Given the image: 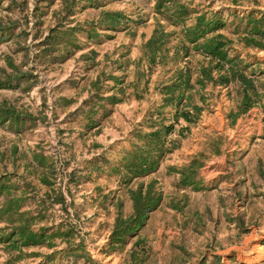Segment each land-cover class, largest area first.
<instances>
[{"label": "rangeland", "instance_id": "obj_1", "mask_svg": "<svg viewBox=\"0 0 264 264\" xmlns=\"http://www.w3.org/2000/svg\"><path fill=\"white\" fill-rule=\"evenodd\" d=\"M156 1L0 0V234L16 217L70 233L0 237V264H264V36L247 35L245 21L264 17V0H175L190 11L185 22ZM201 12L254 84L245 103L238 77L195 82L203 51L173 54ZM155 28L167 49L149 63ZM187 65L186 100L199 110L175 120L162 85ZM169 123L156 168L132 176L126 153ZM137 189L156 203L112 245Z\"/></svg>", "mask_w": 264, "mask_h": 264}, {"label": "trees", "instance_id": "obj_2", "mask_svg": "<svg viewBox=\"0 0 264 264\" xmlns=\"http://www.w3.org/2000/svg\"><path fill=\"white\" fill-rule=\"evenodd\" d=\"M164 1L165 0H157L156 6H163L167 9L169 4L172 5V8H170L171 11L169 9V12H175L176 16H178V20L185 22L184 19L188 17V13L190 12L186 4L177 3L174 5V3H176L175 0H166V3H164ZM118 16V11H111L109 13V20L111 21ZM213 21L214 20L212 18H206L204 12L196 14L194 18H191L190 24L187 26H182V36L179 39L173 54L176 55L178 51H180L181 56H186L187 50L189 48L203 51L208 56L207 63L213 60L214 64H201L195 82L202 84L203 80L211 79L213 81L216 80L218 82L225 83L229 80H232L233 78L238 77L240 85H248V89H250L249 93L247 87H245L244 94L241 98L242 103H245L248 97L254 93V84L250 79L246 78L245 74H243L241 70L243 66H237L238 59L234 56L228 55L226 42L230 40L225 38L224 34L221 32H215L213 34L207 35L208 32L216 28V26H213L215 24ZM245 21L246 23L249 22L251 24L248 27L249 32H247V35H251L250 37L264 36V27L261 28V26H264V17H253L251 13H248ZM163 34L164 31L155 28L150 36L145 40L143 45L145 48L144 53L147 55L149 63H157L161 60V58H163L164 52H166L167 48L165 46H162L161 48L159 43ZM162 50L163 52H161ZM180 67H175L172 70L171 76L169 77L170 81L162 85V100L163 103H169L171 105V114L173 119L176 120L180 116L185 121H191L193 120L195 112L199 110V107L196 104L186 100L188 98V94L185 93V90L190 87V70L188 65L185 66L184 71H182ZM220 69H222V71H220ZM212 70H215L216 73L220 71V73L214 77L211 74ZM112 97L114 96L107 95V98L111 99ZM238 112L239 108L232 116L236 115ZM171 126V123L162 124L144 132L143 142L136 144L131 151L126 153V158L123 165L128 169L129 173L131 172L132 176L144 175L156 168L159 158L167 148L166 143L168 141L165 140L164 136L166 134V130ZM145 138L146 140H144ZM5 186V184L0 183V188ZM130 197L132 199L133 214L127 218L120 216L116 218L113 231L109 239L110 243L113 241L112 245L126 232H130V230L133 228H138L143 223L147 211L151 210L156 203L154 195H147L144 196V198H141L140 189H137V192H130ZM156 199L158 200V197H156ZM9 201H11V198L7 199V202ZM14 207L15 206L9 202L4 207V209L6 211H10L14 209ZM27 218L16 217L15 220L12 218H7L8 224L5 226L7 228L10 226V228L4 234H0V237L6 241L10 240L11 243H18L20 241L24 244H31L42 242L43 237L49 238L57 233H62V236H68L70 234L67 232L66 228L64 231L55 228L51 230V232H47L46 230L48 226L44 225L38 226L35 229V227L32 225V220L29 222ZM79 246V244H76L74 247L78 248ZM48 257H50V254ZM37 264L52 263L42 260Z\"/></svg>", "mask_w": 264, "mask_h": 264}]
</instances>
